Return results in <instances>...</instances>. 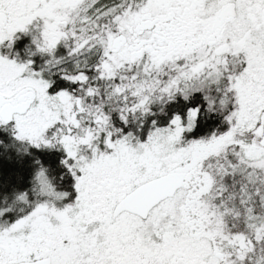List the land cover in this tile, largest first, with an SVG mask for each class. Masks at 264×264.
Masks as SVG:
<instances>
[{"label":"snow or ice","instance_id":"1","mask_svg":"<svg viewBox=\"0 0 264 264\" xmlns=\"http://www.w3.org/2000/svg\"><path fill=\"white\" fill-rule=\"evenodd\" d=\"M0 264H264V0H0Z\"/></svg>","mask_w":264,"mask_h":264}]
</instances>
